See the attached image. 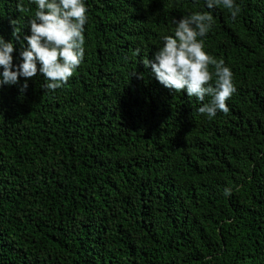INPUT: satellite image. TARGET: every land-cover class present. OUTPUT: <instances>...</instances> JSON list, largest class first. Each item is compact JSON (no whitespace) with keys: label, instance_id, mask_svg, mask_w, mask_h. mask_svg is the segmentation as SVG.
<instances>
[{"label":"trees","instance_id":"16d2710c","mask_svg":"<svg viewBox=\"0 0 264 264\" xmlns=\"http://www.w3.org/2000/svg\"><path fill=\"white\" fill-rule=\"evenodd\" d=\"M236 4L233 21L206 0H85L68 82L0 87V264H264V0ZM36 9L0 0L14 65ZM195 12L236 88L212 118L143 64Z\"/></svg>","mask_w":264,"mask_h":264},{"label":"clouds","instance_id":"9594fccd","mask_svg":"<svg viewBox=\"0 0 264 264\" xmlns=\"http://www.w3.org/2000/svg\"><path fill=\"white\" fill-rule=\"evenodd\" d=\"M37 5L29 18L31 35H24L27 47L20 52L22 62L13 63L14 43L0 39V87L19 83L21 92L27 87V79L42 75L44 90L55 91L66 84L81 64L85 55V25L87 8L85 0H33ZM207 7L226 9L234 21L241 9L236 0H206ZM24 11L21 4L17 5ZM17 25V21H12ZM173 35L163 36V45L155 53L154 60L143 59L145 67H151L157 80L168 89L178 93L187 92L204 102L198 112L215 117L218 111L227 114L226 101L236 91L233 74L223 59L217 60L204 50L202 38L213 27V16L208 12H195L174 21ZM23 30L16 26L13 37L20 39ZM139 54V49L136 50ZM39 64V67H38ZM210 66L214 71L210 70ZM135 74V73H134ZM133 74V75H134ZM143 74H140L142 78ZM213 77H215L213 83ZM231 189H225V195H231Z\"/></svg>","mask_w":264,"mask_h":264}]
</instances>
